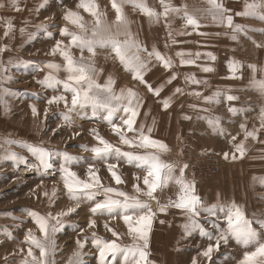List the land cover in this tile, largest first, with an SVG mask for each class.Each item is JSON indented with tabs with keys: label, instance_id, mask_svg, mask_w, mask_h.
Instances as JSON below:
<instances>
[{
	"label": "snow or ice",
	"instance_id": "6c2138e0",
	"mask_svg": "<svg viewBox=\"0 0 264 264\" xmlns=\"http://www.w3.org/2000/svg\"><path fill=\"white\" fill-rule=\"evenodd\" d=\"M204 2L208 7L192 6L190 8L187 4L174 5L171 0H159L162 10L157 11L149 7L145 0H111V7L115 12V19L111 23L107 21L105 13L100 11L96 0H78L76 4V9H83L84 12L93 17L91 24L84 19L79 11H74L72 8L64 10L63 20L66 24L59 29V34L64 39L56 40L49 52L46 53V55L53 57L59 55L64 63L46 62L44 67L49 69V72L42 79L36 81L41 87L51 89L53 92H59L58 85H62L63 91L46 98L43 117L40 124L37 125L38 132L44 130L42 125L47 120L49 112L47 106L62 103L65 109L61 113L63 124H58L51 129L53 136L64 127H74L76 119L80 118L86 109L91 108L93 116H96L97 111H102L103 121L110 126L111 132L118 137L119 145L127 146L128 150L109 142L100 135L98 129H89V134L98 141V145L93 147L81 145L84 151L92 154L90 158L92 162L87 164V178L82 179L77 172L72 170V165L85 162L84 157L73 156L66 150L61 152L47 148L44 146L45 142L43 140L38 144H27L23 141L8 138L0 139V147L8 146L0 154V159L11 160L17 166L20 164L26 165L28 170H35L42 177L48 175L49 170L54 169L53 160L59 156L58 171L60 180L63 182L68 200L74 202L73 206L55 213L49 211L47 214L41 215L35 211L29 212L28 215L38 228L40 235L37 236L31 228L27 229L23 241L28 245L27 253L20 264H58L56 256L60 249L57 244V234L65 227L66 221L64 218L76 213L81 204L85 202L90 204L87 228L92 229V231L88 236L84 234V227L77 226L78 232L74 241L75 249L67 258L66 264H85L87 253L84 249L89 242L97 250L99 264H156V261L150 259L152 226L159 215L167 216L170 209L179 210L184 215L185 220L181 227L184 229L185 237H190L193 231L198 230L202 237L215 241L209 243L203 250L198 251L197 256L191 258L190 264H200L199 257L205 258L208 264H212L213 253L220 252L221 247L229 246L231 241H234L236 245L243 246L245 249L255 245L254 251H244L243 257L237 264H264V242H262L264 222L260 223L258 227L253 226V222L246 217L245 211L238 204L232 202L227 208L220 207L219 209V212L223 213L222 219L226 221V227L221 228L217 222L221 219L216 210L217 205L205 204L196 192L195 178H186L189 165L183 162H169L162 159V155L170 152L171 149L162 139L154 137L156 120L153 118L150 126L138 122L142 114L141 110L146 103L145 100L132 87L121 88L117 92L114 89L116 82L111 76L107 78L104 84L97 83L96 79L99 72L102 71L97 69L95 63L97 49L106 48H110L124 69L131 73L133 81L144 85L154 97H161L165 86L173 85V82L178 79V74L175 71H172L166 80L157 86H153L145 79L153 66V61L158 62L165 70H172L175 64L170 56L162 54L155 45L149 49L132 33L130 21L124 11L127 5H130L133 9H138L147 17L149 25L159 24L163 18L168 36L165 48L170 45L188 43V41H178L174 38L172 21L176 18L184 23L182 30L176 31L175 36H190L193 33L200 36H210L211 33L198 31L207 26L202 25L201 20L210 19L213 25L230 30V32L225 31L223 33L230 40L239 42L241 36H243L250 39L255 47L264 48V42H257L248 35L249 32L264 34V28L248 27L244 24L234 23V17L230 14L232 10L227 8L222 0H204ZM11 6L17 12L22 10L19 6V0H11ZM0 7H4V5L0 3ZM44 7L46 5L41 3L37 12ZM235 15L264 22V0H260L259 3H246L244 10L236 12ZM69 25L72 26L71 29ZM48 27L49 25L45 22L36 25V28L51 37L52 34L48 32ZM189 28L192 31H187ZM13 29L12 20L7 19L3 33L4 37L8 38ZM24 32L25 28L21 27V35ZM221 35V32L215 33L217 37ZM29 38L32 39L33 37L30 35ZM72 49L79 50L78 58L73 54ZM6 50L7 45L0 48V53ZM85 52L89 55L85 56ZM175 56L179 58L180 67H195L203 73L215 71L212 66L197 63L202 57L215 62L217 58L212 52L178 50L175 52ZM7 63L14 67H26L29 62L21 60L14 64L9 59ZM227 67L230 73L227 78H243L242 69L245 65L242 62L229 59ZM247 67L252 72L251 82L255 90L259 92L261 98H264V78L256 79L255 75L257 71L264 73V67L258 69L255 64H248ZM61 70L67 73L66 78L63 80L54 74ZM7 71L8 68L0 61V105L3 106L5 116L10 113V107L4 97L15 95L10 88L4 87L5 83L12 81L11 76L4 75ZM184 81L186 84L195 86L209 85L208 79L197 78L194 72L185 73ZM230 92L231 89H229ZM68 94H70V100ZM185 94L202 101L203 105H220L223 100L228 103L227 112L231 117H239L243 112L249 110V108H240L232 104V102L240 100V97L235 94H225L217 90L210 95H204L202 90L197 89L185 93L184 88L174 86L170 95L158 101L162 105V111L168 112L172 107L174 97L184 96ZM180 106L184 107L183 104ZM29 107L33 118L41 115L35 104ZM187 107L195 112H211L210 108L202 107L197 103H189ZM104 112L106 114H103ZM119 112H122L123 115L119 117V123H117L115 122L116 114ZM149 114L145 112L143 115L147 118ZM181 119L192 120L193 117L185 113L181 116ZM196 119L206 121L214 134L230 136V143L234 151L231 153L229 151L215 153L221 155L225 161L235 162L238 159H244L248 151L246 144L249 139L264 145V139L259 136V133L264 131V104L259 108L258 127L254 125L249 130L246 122L239 124V128L243 131V139L239 142H237V135L226 132V129L222 126L223 117L220 115H198ZM229 122L233 121L229 120ZM81 134V131H74L68 139H75ZM12 145L25 147L31 157L34 158L35 163H29L27 157L12 151ZM259 151L264 153V148L259 149ZM180 154L182 155V152ZM201 154L206 155L207 153ZM256 158L253 157V159ZM259 158L264 159V155ZM97 162L104 163L115 185L126 183L119 171L122 164L132 166L143 172L144 175L141 177L136 173L132 174L134 181L132 184L133 194H129L119 187L105 185L99 175L100 169L96 166ZM141 182L143 186H141ZM261 182L264 184V178ZM43 184L42 179L41 183L31 190L33 198L39 199L42 195L47 198L50 205H54L58 199V190L53 187L51 193L43 191L37 194L36 190L42 188ZM170 184L178 186L176 197L175 199L169 197L166 202H162L157 193H162ZM217 195L219 197V194ZM101 196L102 198L98 199ZM153 202L155 207H153ZM5 215L7 214L5 213ZM202 215L203 219L209 221L212 228L215 229V235L206 231L201 225ZM94 217H107L103 222V228L110 232L115 239H105L97 234L98 224ZM117 218L127 226V234L132 238V244L121 245L117 242L121 238L120 233L111 226V222L117 220ZM159 223L164 224L165 220L160 219ZM3 234L7 239H15L12 233L6 229ZM2 243L3 241H0V244ZM34 249L39 251L38 256L35 254ZM20 252H24V249L21 248ZM4 260L5 264H12L7 257H4Z\"/></svg>",
	"mask_w": 264,
	"mask_h": 264
},
{
	"label": "rangeland",
	"instance_id": "374dc122",
	"mask_svg": "<svg viewBox=\"0 0 264 264\" xmlns=\"http://www.w3.org/2000/svg\"><path fill=\"white\" fill-rule=\"evenodd\" d=\"M149 7L161 11L159 0H145ZM204 2V1H203ZM201 0H171L174 5L187 4L190 8L197 6L206 8L208 5H204ZM225 6L233 9L232 15L236 12L244 10L246 3H259L260 0H222ZM0 3L4 7H0V48L7 45V50L0 53V61L3 62L4 66L8 68V71L4 74L11 76L12 81L5 83L4 87L10 88L15 95L5 96L4 100L10 107V113L5 116L3 114V106L0 105V139L8 138L16 141H23L27 144H38L41 140L45 142L44 146L50 149L59 151H67L73 156H80L85 158V162L72 165V170L82 179L87 178V164L92 162L90 152L83 150L81 145H87L93 147L98 145V141L89 134V129H98L100 135H102L109 142L119 145V139L115 136L110 129V126L103 121L102 111H97L96 116H93L91 108L85 110L84 114L77 118L75 126L72 128L64 127L55 136L52 135L51 129L55 128L58 124H63L61 113L65 111L63 104L50 105L47 120L42 125L43 131L38 132L37 125L43 117V110L46 107L45 100L47 97L59 94L63 91L62 85H58L59 92H53L51 89H45L37 84V80L42 79L44 75L49 72V69L44 67L46 62H54L63 64L62 58L57 55L55 57L46 55L47 52L52 48L55 41L58 39H64L59 34V29L65 26L66 22L63 20V12L66 8H72L74 11H79L86 21L91 24L93 17H91L83 9H76L78 0H19V6L21 11H15L11 6V0H0ZM44 3L46 7L40 9L37 12L40 4ZM96 3L100 7V11L105 13L106 19L109 23L115 19V12L111 7V0H96ZM125 14L130 21V29L134 35L138 37L149 49L155 45V47L162 52L170 56L175 64L172 70H165L158 62L153 61L151 70L147 73L145 79L153 86H157L163 83L167 76L172 71L177 72L178 79L173 82V85H166L164 91L161 93V97H154L148 92L144 85L133 81L130 72H127L124 67L120 64L119 60L115 58V54L111 52L110 48L97 49V55L95 57V63L99 72L96 77L97 83L104 84L109 76L115 80L114 89L118 92L121 88L132 87L138 94L145 100V106L142 108L141 116L138 122L145 123L146 126L152 124V119L156 120L154 129V137L162 139L171 149L170 152L162 155V159L172 162L178 161L185 163L184 153L192 160L198 159L197 154L213 151L198 150L196 147L200 145L197 139H201L202 136L188 132V128L193 130L192 127L185 125L184 123H175L172 119L178 112V106L184 103L186 95L180 97H174L172 107L168 112L162 111V105L158 102L160 99L166 98L171 94L174 86H182L184 81V69L179 68V58L175 56V52L178 50L193 51L196 50L197 42L203 44L201 40H208L216 38L213 41H223L222 35L228 29L223 27L215 26L211 23V20H201L202 27L198 31L211 33L210 36H200L195 33L190 36H175L176 31L182 30L183 21L176 18L172 21L173 35L178 41H188V43H181L177 45H170L165 48V43L168 41L167 29L164 26L163 18L159 24L149 25L147 17H145L138 9H133L130 5L125 6ZM234 23L244 24L248 27L264 28V22L257 19L241 16H233ZM46 18H48L46 20ZM7 19H11L14 25L13 32L8 38H5L3 33L5 31V22ZM41 22H45L49 25L48 32H51L49 37L44 31L36 28V25ZM25 28L23 35L20 33V28ZM70 29L72 28L69 25ZM187 31H192L191 28ZM216 32H221L222 35L215 36ZM33 38L30 39L29 36ZM252 39L257 42H264V34L261 33H248ZM204 40V41H205ZM241 43L236 42L235 47L239 51H249L250 54L256 52V50H262L264 48H257L250 39H246L241 36ZM67 43V41H65ZM216 43V42H215ZM170 44V42H169ZM208 49L207 43L204 44L203 49ZM213 48L211 47V50ZM213 51V50H212ZM218 51V50H216ZM73 54L78 58L79 50L72 49ZM215 52V51H214ZM89 54L85 52V56ZM107 57V58H106ZM11 59L14 64L19 61L29 62L27 66L14 67L9 65L7 61ZM264 58L262 57V60ZM253 60H261L256 58H249L243 60L244 63L252 62ZM257 61V62H258ZM223 66H226L227 61H222ZM43 69V70H41ZM59 79L63 80L66 78L67 73L61 70L58 73H54ZM206 79L209 81V86L215 82L216 77L207 76ZM213 86V85H212ZM256 97L243 98V102L250 105L253 116L258 117L259 108L263 104L258 91ZM69 100H70V94ZM35 104L40 110L41 115L33 118L31 115L30 105ZM177 111V112H176ZM145 112L150 113L147 118L143 115ZM103 114H106L104 112ZM123 113L119 112L116 114L115 122L119 123V117ZM229 119V118H227ZM235 126L229 127L231 131L238 130V121L235 120ZM195 130V129H194ZM74 131H81V135L75 139L69 140L68 137ZM131 135V134H129ZM261 139H264V131L259 133ZM243 137V134H237V140ZM213 141V140H211ZM184 143V144H182ZM182 144V145H181ZM259 144V143H258ZM124 150H128L127 146L119 145ZM8 147L4 145L0 147V154L4 152V149ZM264 148V145L259 144L258 146L248 149L246 156L242 160H236L235 167L229 168L230 171H226L222 181L216 185L220 186L218 192L221 195V199L216 204L217 212L220 214L221 219L217 222L221 228L226 227V221L222 219L223 213L219 212L220 207L227 208L232 202L238 204L244 211L248 219L253 222V226L258 227L260 223L264 222V184L261 180L264 178V159H260L264 153L259 149ZM11 150L18 152L20 155L28 158L29 163H35L34 158L28 153L27 149L21 145H12ZM142 151V150H141ZM182 152V155L180 154ZM219 156V155H218ZM253 157H257L253 159ZM220 159V156H219ZM115 162V161H110ZM209 162V161H208ZM206 162V164H208ZM54 169L49 170V174L41 176L35 170H28L26 165H16L15 162L0 159V264H5L4 257H7L12 264H20V261L27 253L28 245L24 243V236L27 229L31 228L33 232L39 236V230L28 215L29 212L35 211L41 215L47 214L49 211L53 213L62 209L66 210L68 207L73 206L72 201H69L65 190L63 188V182L60 180V173L58 171L60 157L57 156L53 160ZM227 165V164H226ZM224 165L225 167H227ZM96 166L100 169L99 175L102 181L107 186L119 187L122 191H126L129 194H133L132 174L143 177L144 173L140 170L122 164L119 171L124 177L126 183L123 185H115L114 181L111 180L110 174L103 162H97ZM222 163L220 159V171L216 176L211 175L208 181L200 183L201 186L207 185L218 178L222 169ZM236 169L237 171H233ZM188 179V176L186 174ZM255 178V179H254ZM43 179V187L37 189V194L48 191L51 193L53 187L57 192V202L54 205H50L47 198L40 195L39 199L33 198L31 190L36 188V185L41 183ZM141 186L142 182H141ZM200 186V187H201ZM204 192L207 189L203 188ZM178 192V186L170 184L167 189L162 193L158 192L157 195L162 202H166L169 197L175 199ZM208 196V195H207ZM98 197V199H101ZM90 204L85 202L82 203L77 212L69 217H65V227L57 234V244L60 251L57 253L56 260L58 264H66L67 258L71 255L75 249V239L78 232V227L85 228V235L90 236L92 229L87 228V222L89 218ZM153 207L155 204L153 202ZM5 213L7 215H5ZM15 217V219H13ZM97 220L98 227L96 229L97 234L105 239H115L110 232L103 228V222L107 217H94ZM164 219L165 223L160 224L159 220ZM185 217L176 209H170L167 216L159 215L152 226V234L150 240V259L156 261V264H190L191 258L197 256L198 251L203 250L209 243L215 241L208 240L202 237L198 230L193 231L190 237H185L184 229L181 225L184 223ZM201 225L206 231L212 232L215 235V229L212 228L209 221L203 219V215L200 219ZM111 226L120 233V239L117 241L121 245L132 244V238L127 234V226L123 224V221L117 218V220L111 222ZM11 232L15 237L14 240L7 239L4 236V230ZM264 242V237H262ZM23 248L24 252H20ZM254 251L255 245L249 246L245 249L243 246L236 245L234 241H231L229 246L221 247L220 252L213 253L212 264H237V262L243 257L244 251ZM87 255L85 256V264H99L97 250L89 244L84 249ZM35 254L38 256L39 251L34 249ZM200 264H208L205 258L199 257Z\"/></svg>",
	"mask_w": 264,
	"mask_h": 264
},
{
	"label": "crops",
	"instance_id": "0c3cea01",
	"mask_svg": "<svg viewBox=\"0 0 264 264\" xmlns=\"http://www.w3.org/2000/svg\"><path fill=\"white\" fill-rule=\"evenodd\" d=\"M204 0H201V2H203ZM204 5H207L205 2H203ZM228 8V6H226ZM231 9V8H230ZM232 12L233 9H231ZM231 12V13H232ZM230 13V14H231ZM235 16V15H233ZM224 28V27H223ZM228 32H230V30H228ZM223 41H213L211 42L210 40H215L216 38L213 39H208V40H201L203 41V44H196V50L194 49L193 52L195 51H200L202 53L204 52H212L215 56H216V61L213 62L209 59H207L206 57H202L201 60H199L197 63L198 64H202V65H209L214 67L215 71L212 73H203L202 71H200L199 69L195 68V67H179L184 69L183 72L186 73H190V72H194L197 76V78H202L205 79L207 76H212V77H216L215 82L212 85H208V86H204V85H200V86H195V85H189L186 84L185 81H183V85L180 86L182 88H184L185 93L193 90V89H197V90H202L204 95H210L213 91H221L225 94H235L238 95L240 97L239 101H235L232 102V104L234 106L240 107V108H249L248 111L243 112L239 117H231L230 114L227 112V107H228V103L224 102L222 100V103L220 105H203L202 101H198L193 97H189L188 95H186V99L184 102H180V103H184V107L182 108L180 105L178 106V112L176 113V116L173 117V121L175 123L178 124V122L180 123H184L185 125H189L194 126L192 127L193 130L191 131L190 128H188V132L191 134H195L198 136V134L200 136H202L201 139H197L200 145H197V149L202 151V150H208V149H212L215 152L218 153H223L224 151H229L230 153L232 151H234L232 144L230 143V136L229 135H218V134H214L211 129L208 127L206 121L204 120H197L196 117L198 115L203 116V115H220L221 117H223L222 120V126L226 129L227 133H230L231 135H237L238 133L243 134V131L239 128L238 130L234 131L235 128H233V131H231L230 129H228L229 127H234L235 126V120L238 121V123H243L246 122L247 127L249 130L252 129V127L255 125L256 127L259 126V122L258 119L253 116L254 113L251 112V108L250 105L248 106L247 104H245V102H243V98H249V97H256V90L255 87L252 84V72L251 70L247 67L248 64H255L257 66V68H262L264 67V59L262 60V57L264 58V49L262 50H256L255 54L254 52L252 54L249 53V51L244 52L243 51H239L237 50V47H235L236 41H232L228 38V36L226 35H222ZM216 42V43H215ZM242 41L239 40V43H241ZM208 45V49L206 50L204 47V44ZM211 47L213 48L211 50ZM218 50V51H216ZM215 51V52H214ZM249 58H256V59H261V60H253L252 62H248V63H244L243 60H248ZM229 59H235L237 61L242 62L245 67L242 69V79H229L227 77H229L230 73H229V69L226 66H223L225 64H222V61H228ZM258 61V62H257ZM238 75H240V73H238ZM256 75V79H260V78H264V73H261L260 71H257ZM229 89H231V92L229 93ZM180 97V96H178ZM189 103H197L200 104L202 107H208L211 109L210 113H203V112H195L192 111L191 109H189L187 107V105ZM262 103L264 104V99L262 100ZM188 114L190 116L193 117L192 120H183L181 119V116L183 114ZM229 118V119H227ZM229 120L233 121V122H229ZM238 124V125H239ZM195 129V130H194ZM243 137L240 138V140H242ZM213 140V141H211ZM240 140H237V142H239ZM184 144V143H182ZM181 144V145H182ZM259 144L255 141H252L251 139H249L247 141L246 147L250 150L252 147L254 146H258ZM220 159H221V163H222V168L223 170L220 172V175L218 176V178H216V180L209 182L207 185H203L201 186L200 184L196 183V192L199 196H201V198L203 199V201L205 202V204L209 205L208 202H210V204H216L220 198L221 199V195L218 192V189L220 188V186L216 185L218 182L222 181L223 177L225 176L226 171H230L229 168L231 167H235V162H232L231 160L229 161H225L221 155ZM227 164V165H226ZM224 165H226L227 167H225ZM233 171H237L236 169H233ZM187 178V177H186ZM220 180V181H219ZM201 186V187H200ZM207 189V192H204V189ZM208 195V196H207ZM179 211V210H177Z\"/></svg>",
	"mask_w": 264,
	"mask_h": 264
},
{
	"label": "built area",
	"instance_id": "2783aa9c",
	"mask_svg": "<svg viewBox=\"0 0 264 264\" xmlns=\"http://www.w3.org/2000/svg\"><path fill=\"white\" fill-rule=\"evenodd\" d=\"M207 153L202 155L201 153L197 154L198 159H190L192 156L184 153L185 163L189 165V168L186 171L188 179L195 178L197 184L204 183L208 181L211 175L216 176L220 171V159L213 151L203 152ZM209 161V162H208ZM208 162V164H206Z\"/></svg>",
	"mask_w": 264,
	"mask_h": 264
}]
</instances>
